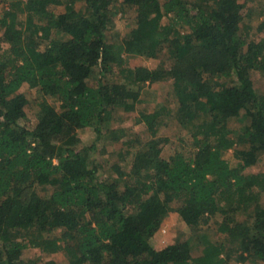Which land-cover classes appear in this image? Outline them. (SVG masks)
<instances>
[{
  "label": "trees",
  "instance_id": "obj_1",
  "mask_svg": "<svg viewBox=\"0 0 264 264\" xmlns=\"http://www.w3.org/2000/svg\"><path fill=\"white\" fill-rule=\"evenodd\" d=\"M3 2L0 264H59L45 256L60 251L62 264H264V172L255 168L264 155V38L247 35L246 1L70 0L59 13L49 6L61 0ZM113 2L135 13L121 41L108 25ZM255 30L264 32V16ZM142 56L162 65H142ZM145 82L176 110L170 121L165 105L139 110L143 134L126 137L111 128L113 112L136 110ZM85 127L113 141L112 160H97L96 142L81 144ZM173 138L193 150L177 144L162 156ZM171 211L230 245L199 234L197 243L154 246Z\"/></svg>",
  "mask_w": 264,
  "mask_h": 264
},
{
  "label": "rangeland",
  "instance_id": "obj_2",
  "mask_svg": "<svg viewBox=\"0 0 264 264\" xmlns=\"http://www.w3.org/2000/svg\"><path fill=\"white\" fill-rule=\"evenodd\" d=\"M10 2V0H7ZM70 0H61L60 4L57 5H50L49 9L54 11L55 13L62 12L65 9V4L68 3ZM79 1V0H75ZM246 5L243 9V26L247 25L250 27L249 31L247 32V35L253 38L254 40H260L264 38V32H257L255 30V27L257 24L262 20L264 16V0H245ZM7 8L6 3L0 4V16L3 14L4 10ZM119 7V5L113 4L109 8L108 15L110 17L108 25L110 26L111 33L114 35L115 39L118 41H121V37L131 28L135 21L132 18L135 13L133 10L129 12H124ZM133 14V15H132ZM164 23L166 20L163 21ZM242 27V26H241ZM1 34V30H0ZM158 58H152L148 56H142L141 63L142 65H145L149 68H158L162 65V62L159 61ZM262 77L260 82L257 85V91L261 94L264 93V73H259ZM163 97L160 96V92L158 89H156L153 86H149L147 82L142 84L141 89V96L140 101L136 104V110L132 112H125L122 109H119L117 111L113 112V118L111 122V128L118 129L122 128L124 129L126 133V137H133L136 134H143V128L144 125L140 122H137L136 120V114L139 110L146 111V112H152L155 109L159 108L160 106L165 105L167 108L165 109V114L168 112V116H166L167 121H170L173 118L174 112L176 110V104L174 102H164ZM35 107L30 108L28 111V118L26 119L25 125L29 128L34 126L35 123V113L36 109ZM166 121V122H167ZM228 126L232 128L234 131H238L240 127V119L239 118H233L228 121ZM79 136L81 139L82 145H90L93 142L97 143V149H96V155L97 160L104 162L108 160H112L113 157L111 155L113 150V141L110 139L106 141H97L95 140V133L92 130L91 127H85L81 131H79ZM175 139V140H174ZM191 139L190 133H186L183 140ZM176 144H175V143ZM180 141H177L176 138H173L169 141L168 145H166L163 148L162 156L168 157L170 154L173 153V150L176 148V145ZM184 142L181 143L180 148L184 147L186 151H192L193 148L190 146V143L186 144ZM233 153L232 150H228L224 153V157L229 160V162L234 163L235 158L232 157ZM256 169L261 170L264 172V155H261L257 161V165L255 167ZM107 174V173H106ZM112 174V175H111ZM114 173H110L109 175H104L105 178H112ZM40 193H44L41 188H39ZM258 200L261 204L264 205V194L258 195ZM251 210V207L248 209ZM249 212V211H248ZM211 222L208 224L210 226ZM213 228V227H211ZM204 234L207 238L209 237L212 240H220L225 241L227 246L230 245V242H227V238L225 234H221L217 232L216 230L209 229L208 227L204 226V224H200L199 227L196 230H192L189 228L186 223L181 219L179 214L177 212H169L166 214L164 219L162 220V223L159 227V229L156 231V233L153 235V237L150 239L151 243L156 247L164 246L171 242H177V241H183L185 239H190L192 243H197L199 240V237ZM232 245V244H231ZM25 256L27 258H33L36 259L38 262L43 260V254L39 253L37 249H27ZM47 258L55 260L57 263L62 264L66 261V256L63 251L53 253L51 255L45 256ZM232 257H236V253H232ZM233 260V259H232ZM234 261V260H233ZM242 264H263V262H260V260L255 258L247 259Z\"/></svg>",
  "mask_w": 264,
  "mask_h": 264
}]
</instances>
